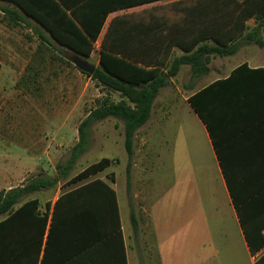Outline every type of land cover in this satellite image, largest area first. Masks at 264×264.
Masks as SVG:
<instances>
[{
  "label": "crops",
  "instance_id": "crops-1",
  "mask_svg": "<svg viewBox=\"0 0 264 264\" xmlns=\"http://www.w3.org/2000/svg\"><path fill=\"white\" fill-rule=\"evenodd\" d=\"M247 24L254 26V18ZM261 36L262 46L242 43L233 55L213 56L200 85L183 99L188 104L183 115L198 128L193 133L201 149L198 156L190 151L184 159L178 157L172 188L148 177L159 161L156 148L152 156L132 157L129 186L127 159L121 182L107 170L118 160L90 178L65 186L51 201L42 204L38 197H30L39 200V214H47L34 264H254L264 246L256 255L250 253L241 220L257 213L264 218V28ZM183 68L189 66L182 65L180 71ZM202 88L198 100L210 130L188 102ZM170 107L164 116L161 111L157 114V139ZM151 116L134 139L140 136L146 142L143 135ZM31 160L35 163L10 174L22 179L18 185L39 172L52 175L42 159ZM111 172L113 181L106 177ZM5 176L9 175L1 170L0 177ZM97 178L114 191V198L102 184L86 185ZM74 189H80L76 199H63L54 212L58 196L64 198ZM78 216L87 217L89 224ZM28 259L29 264L35 260L32 250Z\"/></svg>",
  "mask_w": 264,
  "mask_h": 264
},
{
  "label": "trees",
  "instance_id": "trees-1",
  "mask_svg": "<svg viewBox=\"0 0 264 264\" xmlns=\"http://www.w3.org/2000/svg\"><path fill=\"white\" fill-rule=\"evenodd\" d=\"M3 1L11 4L1 8L9 21L31 24L41 42L52 47L56 42L85 59L90 57L111 12L154 0ZM172 6L178 13L172 20L156 16L134 19L122 14L109 21L100 41L98 65L91 74L81 71L108 95L97 97L95 105L78 123V140L69 156L56 164L55 175L39 172L22 185L0 189V264H29L31 250L35 255L32 264L36 262L47 214H39V200L26 198L29 194L54 187L61 180L65 186L72 185L118 162L116 157H102L69 176L76 161L89 148L93 123L108 117L122 120L129 186L134 135L150 118L160 89L169 84L181 66L188 65L191 77L197 79L209 71L213 56L233 55L242 43L263 45L264 0H177ZM250 18H254L252 27L247 24ZM203 91L205 88L190 95L188 102L209 129L198 100ZM111 93H117L119 98L111 99ZM213 142L217 150V143ZM106 177L113 181L114 173ZM94 183L104 185L114 198V191L101 179L86 185ZM80 189L66 192L64 198L59 195L54 212L63 199L67 202L76 199ZM238 212L241 214V209ZM131 219L135 231V217L132 215ZM78 220L89 224L87 217L78 216ZM241 225L249 251L256 255L264 246V218L257 213L248 221L242 219ZM254 264H264V253Z\"/></svg>",
  "mask_w": 264,
  "mask_h": 264
},
{
  "label": "rangeland",
  "instance_id": "rangeland-1",
  "mask_svg": "<svg viewBox=\"0 0 264 264\" xmlns=\"http://www.w3.org/2000/svg\"><path fill=\"white\" fill-rule=\"evenodd\" d=\"M176 1L158 0L116 10L108 16L90 57L85 59L98 65L100 41L114 16L123 14L134 19L156 16L172 20L178 15L172 6ZM8 5L11 4L0 0V171L9 175L0 177V189L18 185L22 179L10 174H19L34 164L31 158L42 159L46 171L55 175L56 164L67 159L78 140V123L95 105L97 97L108 95L72 63L73 57L79 55L56 42H53L55 47L41 42L31 24H14L4 17L1 8ZM28 21L37 25L33 20ZM44 33L49 36L47 31ZM200 83V78L191 77L189 68L179 71L155 99L151 120L143 135L146 142L142 143L140 136L134 139L135 159L140 155L152 156L158 148L159 161L148 177L158 179L165 188L175 185L178 157L184 159L190 151L197 156L200 153L201 143L193 133L198 128L190 125L183 115L188 106L183 99ZM109 96L114 100L119 98L117 93ZM168 106L171 107L166 110L160 126L161 136L157 139V114L161 111L160 115L164 116ZM89 132V148L76 161L69 176L102 157H116L118 164L107 170L114 171L121 182L128 159L122 120L108 117L93 123ZM64 187L61 180L54 187L26 198L36 196L43 204L53 200ZM175 187L178 190L179 185Z\"/></svg>",
  "mask_w": 264,
  "mask_h": 264
},
{
  "label": "water",
  "instance_id": "water-1",
  "mask_svg": "<svg viewBox=\"0 0 264 264\" xmlns=\"http://www.w3.org/2000/svg\"><path fill=\"white\" fill-rule=\"evenodd\" d=\"M72 63L82 72L86 73H93L96 65L87 61L86 59L80 57V56H75L72 59Z\"/></svg>",
  "mask_w": 264,
  "mask_h": 264
}]
</instances>
